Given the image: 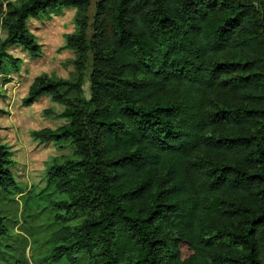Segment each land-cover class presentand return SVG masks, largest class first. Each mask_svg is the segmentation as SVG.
I'll list each match as a JSON object with an SVG mask.
<instances>
[{
	"label": "trees",
	"instance_id": "16d2710c",
	"mask_svg": "<svg viewBox=\"0 0 264 264\" xmlns=\"http://www.w3.org/2000/svg\"><path fill=\"white\" fill-rule=\"evenodd\" d=\"M61 6L78 8V80L38 76L25 102L66 105L35 134L77 157L32 207L0 144V200L24 199L0 211V264H32L42 232L35 264H264V0L9 2L0 51L38 54L27 21Z\"/></svg>",
	"mask_w": 264,
	"mask_h": 264
},
{
	"label": "rangeland",
	"instance_id": "374dc122",
	"mask_svg": "<svg viewBox=\"0 0 264 264\" xmlns=\"http://www.w3.org/2000/svg\"><path fill=\"white\" fill-rule=\"evenodd\" d=\"M9 2L21 3L22 0H0V43L8 34L3 14ZM94 9L93 4L89 10L90 21ZM77 12L76 6H61L28 19L27 27L40 45L38 54H32L19 44L9 45L0 51V144L11 151L13 163L9 169L25 188L24 194L28 195L32 207L39 203L49 169L77 157L73 141L45 140L35 134L42 129H57L69 123L70 118L65 116L66 105L55 100L50 93L42 94L31 104L25 102L38 76L46 75L52 80H78L76 61L79 54L68 45V37L78 32ZM88 74L89 68L86 76ZM84 87L85 95H88V80ZM61 92L68 98L78 97L74 88H63ZM14 199L0 200L1 213L13 218L17 213L21 216L24 199L20 194ZM14 230L26 233L19 225ZM46 239L45 232L39 234L38 241L28 237L25 256L32 264H35L32 255L37 251L36 243Z\"/></svg>",
	"mask_w": 264,
	"mask_h": 264
}]
</instances>
